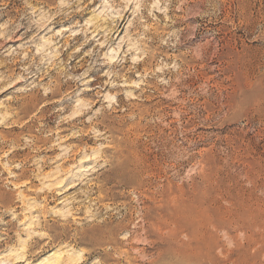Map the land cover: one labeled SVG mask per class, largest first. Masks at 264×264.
<instances>
[{
    "label": "rangeland",
    "instance_id": "1",
    "mask_svg": "<svg viewBox=\"0 0 264 264\" xmlns=\"http://www.w3.org/2000/svg\"><path fill=\"white\" fill-rule=\"evenodd\" d=\"M57 259L264 264V0H0V264Z\"/></svg>",
    "mask_w": 264,
    "mask_h": 264
},
{
    "label": "bare ground",
    "instance_id": "2",
    "mask_svg": "<svg viewBox=\"0 0 264 264\" xmlns=\"http://www.w3.org/2000/svg\"><path fill=\"white\" fill-rule=\"evenodd\" d=\"M6 39V38H5ZM13 88V86L12 85H10V88L9 89H12ZM8 91V90H7ZM53 93H51V95H52ZM57 261H58V259L55 261V262H53V263H51V264H56L57 263ZM46 264V263H45Z\"/></svg>",
    "mask_w": 264,
    "mask_h": 264
}]
</instances>
